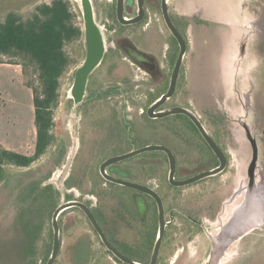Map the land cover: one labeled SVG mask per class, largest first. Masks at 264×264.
<instances>
[{"label": "rangeland", "instance_id": "rangeland-1", "mask_svg": "<svg viewBox=\"0 0 264 264\" xmlns=\"http://www.w3.org/2000/svg\"><path fill=\"white\" fill-rule=\"evenodd\" d=\"M52 1L0 0V24L10 13L26 20L38 5ZM65 1L82 32L79 0ZM90 1L95 11L98 9L96 5L110 2ZM192 1L201 5L207 14H213L216 6L225 5L227 1L228 7L221 10L227 9L237 35L229 42L221 30L224 24L211 20L205 25L202 29L205 46L200 48L198 59L189 72L188 85L186 78L177 82V93L168 101V106L182 104L187 107L190 103L198 109L204 128L209 135L216 137L228 161L222 173L198 184L171 190L169 194L168 163L164 158L165 163L159 164L155 185L161 188L164 196L174 199L170 200L172 206L196 216L201 223V227L189 223L187 232H182L181 220L176 216L175 226L168 231L163 242L160 264L175 261V264H204L211 250L208 234L219 235L235 210L244 204L248 193L247 170L252 157L244 125L258 146L253 193L262 199L263 217L248 233L228 246L219 264H264V0ZM168 6L174 8L172 0ZM175 44L176 49L168 60V85L178 55ZM227 45L228 64L222 78L220 51ZM64 50L70 66L60 79L59 103L52 114L51 144L29 167L4 165L0 172V264H46L52 249L51 218L54 210L61 203L80 199L83 203L90 199L97 220L108 233V240L121 254L146 264L153 240L141 255L137 254L133 244L135 233L128 228L127 222L133 212V204L127 199L131 191L113 185L104 186L99 174L88 170L84 166V157L77 153L80 116L69 92L74 71L85 57L83 37L66 44ZM11 60L0 57L5 63ZM182 68L187 71V64ZM30 75L28 70V80ZM23 78L25 82L24 75ZM32 117L28 125L32 135L29 134L27 145L24 144L18 152L29 156L35 145ZM189 139L191 154L187 158V169L178 172L180 178L212 169L216 164L206 144L191 136ZM202 163L204 167L197 166ZM84 197L86 199L82 200ZM58 223L60 248L53 264H122L105 249L80 209L65 210L59 215ZM123 237L127 241L126 249L118 247Z\"/></svg>", "mask_w": 264, "mask_h": 264}, {"label": "flooded vegetation", "instance_id": "flooded-vegetation-1", "mask_svg": "<svg viewBox=\"0 0 264 264\" xmlns=\"http://www.w3.org/2000/svg\"><path fill=\"white\" fill-rule=\"evenodd\" d=\"M169 3L170 0H122L120 4L119 0H110L108 4L96 5L98 8L96 11L92 5L95 22L102 34L103 56L88 76L83 101L78 106H74L80 116L77 153L80 157H84V166L88 170L99 174L104 181V186L113 185L131 191L132 195L130 194L127 199L133 204V212L128 216L127 222L129 223L128 228L135 233L133 244L136 246L137 254L141 255L153 240L149 261L146 264H150L160 229L156 200L150 193L106 180L101 175L102 168L106 175L144 186L160 197L163 205L164 226L156 264L162 262L163 242L168 236V231L175 226L176 216L181 220L182 232H187L189 223L201 227L196 216H191L182 208L172 206L171 201L174 199L164 196L161 188L155 185V173L159 164L165 163V159L168 163V194L171 190L176 191L192 186L204 179L181 187L171 184L169 157L167 158L163 149L144 150L113 164L105 165L104 163L113 157L152 146H160L168 149L174 158V181H182L198 174L187 178L178 176V172L187 169V158L191 154L189 151V137L191 136L192 139L208 146L216 159L213 167L219 165L218 158L187 116L182 114L160 116L168 109L183 107L192 111L203 125L198 109L190 103L187 107L182 104L168 106V101L177 93L176 89L172 97L161 105L155 106L156 102L168 91V60L176 49L173 43H176L179 53V44L168 29L166 17L169 14L174 27L186 44V52L177 82L186 78V71L182 66L184 67L190 50V36L193 30L200 26L205 28L208 24L201 21L198 12L190 16L174 13L168 6ZM172 70L173 68L171 73ZM169 117L172 118L168 119ZM209 136L223 152L216 137ZM198 145L201 146L199 143ZM197 150L199 151V148ZM224 156L226 157L225 154ZM199 157L202 159L201 156ZM227 161L226 157V165ZM201 165L204 167L203 163L197 166L201 167ZM85 199L86 197L82 198V200ZM79 201L81 202V199ZM84 204L91 209L97 220L93 205H90V199H87ZM98 223L106 236L108 233L105 228L99 221ZM110 244L119 252L117 247L111 242ZM119 245V248L126 249V238L123 237ZM132 258L130 260L139 263L136 258ZM114 259L122 263L115 257Z\"/></svg>", "mask_w": 264, "mask_h": 264}, {"label": "water", "instance_id": "water-1", "mask_svg": "<svg viewBox=\"0 0 264 264\" xmlns=\"http://www.w3.org/2000/svg\"><path fill=\"white\" fill-rule=\"evenodd\" d=\"M120 4L122 3V0H119ZM80 3V10L83 18V28H82V37L83 42L85 46V57L82 63L75 69L73 74V82L72 86L70 88V97L73 100L74 106H78L84 98L85 90H86V84L87 79L90 73L93 71V69L99 64V62L102 59L103 56V40H102V34L100 32V29L98 28L95 19H94V13L92 8V3L90 0H79ZM166 21L168 24V29L174 36V38L177 40L179 44V53L177 55L175 64L173 66V70L170 76L168 91L166 94H164L155 104V106L161 105L164 101L172 97V95L175 92L176 89V83L178 79L179 70L186 52V44L182 38V36L179 34V32L174 27L170 16L168 14V17H166ZM175 114H182L187 116L197 127L198 131L206 141V143L209 145L215 156L218 158L219 165L200 172L190 178H187L182 181H174V171H175V164H174V158L172 154L169 152L168 149L160 147V146H152L149 148H145L139 151L130 152L128 154H125L123 156H117L108 159L104 164L109 165L113 164L125 159H128L138 153L143 152L144 150L149 149H163L166 154L167 158L169 157L170 162V172H169V181L174 186H187L192 183L198 182L200 180H203L205 178L216 176L220 173H222L226 167V157L224 156L221 149L218 147V145L210 138L206 130L204 129L203 125L198 120L197 116L190 110L183 108V107H174L171 109H168V111L164 112L160 116H169V115H175ZM244 129L246 132L247 139L250 142L251 150H252V157L250 164L248 166V193L246 195L244 204L242 206L238 207L237 210L234 212L232 218L229 220L227 226L220 232L217 236L209 235L210 243H211V250L208 255L207 260L204 262V264H219L220 260L225 255V251L233 242H235L237 239L244 236L246 233H248L252 228H254L262 219V202L261 198L257 196V194H254V186H255V168H256V162L258 159V146L256 143V140L251 136L248 128L246 125H244ZM101 175L108 181L129 187L131 189L139 190L142 192L150 193V195L155 198L157 207H158V215H159V222H160V229L158 231L157 240L155 243V246L153 248L152 256L150 264H156L157 257H158V251L159 246L161 242V238L163 236V205L160 197L158 194H156L153 191H150L146 189L144 186L112 178L105 174L104 169L101 170ZM76 207L80 209L84 215L87 217L89 222L91 223L92 227L98 234L102 244L105 246L108 252H110L117 260L121 261L125 264H140L133 260L128 259L127 257L123 256L121 253H119L116 248H114L110 242L107 240L104 232L102 231L98 221L96 220L94 214L92 213L91 209L84 204L83 202L77 201V200H71L67 201L65 203H61L57 206V208L54 210L51 218V226L53 231V240H52V249L50 256L46 262V264H53L60 248V228L58 223V217L59 215L69 209Z\"/></svg>", "mask_w": 264, "mask_h": 264}, {"label": "trees", "instance_id": "trees-1", "mask_svg": "<svg viewBox=\"0 0 264 264\" xmlns=\"http://www.w3.org/2000/svg\"><path fill=\"white\" fill-rule=\"evenodd\" d=\"M74 19L65 0H53L38 5L26 20L10 13L0 24V57L6 56L12 59L8 64L21 67L24 83L32 92L35 127L31 156L0 146V172L4 165L29 167L52 142V114L59 103L60 79L70 66L64 48L82 34Z\"/></svg>", "mask_w": 264, "mask_h": 264}, {"label": "crops", "instance_id": "crops-1", "mask_svg": "<svg viewBox=\"0 0 264 264\" xmlns=\"http://www.w3.org/2000/svg\"><path fill=\"white\" fill-rule=\"evenodd\" d=\"M172 2L174 3L172 10L178 15L190 16L198 12L202 22L208 23L211 20H215L224 24L225 27L221 28V30L227 36L229 42L230 40L233 41V37L235 38L237 35L235 29L232 27V19L229 17L230 14L226 13L227 9L223 12L221 10L222 8L228 7L227 1L225 5L216 6L217 9L215 8L213 14H207L201 5H195L192 0H172ZM202 29H204L202 26L196 28L190 36V50L185 59V63L188 66L185 72L187 85L189 82V72L194 66V61L198 59L200 48L205 46ZM228 45L223 51H220L222 55L219 67L222 78H224V67L228 64V57H226ZM32 115L34 124L32 92L24 83L21 67L5 62L0 63V146L2 148L19 152L24 144L27 145L29 134L32 135V130L28 126ZM33 136L35 137V127L33 128Z\"/></svg>", "mask_w": 264, "mask_h": 264}, {"label": "bare ground", "instance_id": "bare-ground-1", "mask_svg": "<svg viewBox=\"0 0 264 264\" xmlns=\"http://www.w3.org/2000/svg\"><path fill=\"white\" fill-rule=\"evenodd\" d=\"M236 210H237V209H236ZM236 210H235V211H236Z\"/></svg>", "mask_w": 264, "mask_h": 264}]
</instances>
